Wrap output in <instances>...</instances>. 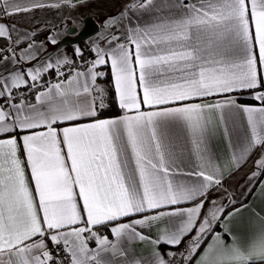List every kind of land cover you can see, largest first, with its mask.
I'll use <instances>...</instances> for the list:
<instances>
[{
  "label": "snow or ice",
  "instance_id": "snow-or-ice-1",
  "mask_svg": "<svg viewBox=\"0 0 264 264\" xmlns=\"http://www.w3.org/2000/svg\"><path fill=\"white\" fill-rule=\"evenodd\" d=\"M89 2L0 0V264H264V0Z\"/></svg>",
  "mask_w": 264,
  "mask_h": 264
},
{
  "label": "crops",
  "instance_id": "crops-1",
  "mask_svg": "<svg viewBox=\"0 0 264 264\" xmlns=\"http://www.w3.org/2000/svg\"><path fill=\"white\" fill-rule=\"evenodd\" d=\"M121 2H122V0H90V2L86 6L77 9L76 12L73 13V16H75L77 18L79 16H85V17L91 16L94 18L96 16H100L104 12L112 13L116 10V8L120 5ZM59 11H61V10L46 7L43 10H36L32 14V16H33V19H38L42 22L48 21L49 23L56 24V23H58V20H59V17L57 16V13ZM63 11L66 12L67 10L64 9ZM14 19H21V18L20 17H14ZM37 27H38V25H37ZM79 28H80V23H79L78 19H77L76 24H73L70 20V21H68V24H67V34H69V35L76 34L78 32ZM67 50L69 52H71V48H67ZM98 70H104L108 74L107 82L98 79V83L105 85L106 91H107V83L111 80L110 68L105 70L104 68L101 67V68H98ZM261 75L264 76V70H261ZM112 89L114 92L113 87H112ZM240 102L241 103H259V101H256L255 98L248 97L247 95L241 96ZM105 104H106V101H105ZM213 147L218 154L221 151L225 150V144L223 141H220L219 143L214 141ZM227 183H232V181H228ZM252 192L255 193L256 189H252ZM248 200L249 201L253 200V196L249 195ZM180 206H184V205L181 204ZM217 230H219L218 227H217ZM92 246H94V243ZM164 248H165V245H161V249L163 250ZM133 249H134V254L137 256H139L142 251H144V252L147 251V248L144 247L143 245L139 244V243L134 244Z\"/></svg>",
  "mask_w": 264,
  "mask_h": 264
},
{
  "label": "water",
  "instance_id": "water-1",
  "mask_svg": "<svg viewBox=\"0 0 264 264\" xmlns=\"http://www.w3.org/2000/svg\"><path fill=\"white\" fill-rule=\"evenodd\" d=\"M86 17L88 18V25L85 31L87 32V36H91L93 35V32L95 30H98V24L95 22L93 17L91 16H86ZM87 36H84V33L81 32L80 36H74V35L67 34L63 36L62 39L64 40L65 44H72L75 42H84V39H86Z\"/></svg>",
  "mask_w": 264,
  "mask_h": 264
},
{
  "label": "trees",
  "instance_id": "trees-1",
  "mask_svg": "<svg viewBox=\"0 0 264 264\" xmlns=\"http://www.w3.org/2000/svg\"><path fill=\"white\" fill-rule=\"evenodd\" d=\"M81 46H83L84 42H79ZM67 48H71V44H66ZM99 80L107 82L108 80V74L106 75L105 78H99ZM107 92L109 94V97L114 96V92L112 87L109 85V82L107 83ZM118 105L113 103L111 98L106 100V107L105 110L102 112V115H108V114H118Z\"/></svg>",
  "mask_w": 264,
  "mask_h": 264
},
{
  "label": "built area",
  "instance_id": "built-area-1",
  "mask_svg": "<svg viewBox=\"0 0 264 264\" xmlns=\"http://www.w3.org/2000/svg\"><path fill=\"white\" fill-rule=\"evenodd\" d=\"M58 26H59V24L58 23H56Z\"/></svg>",
  "mask_w": 264,
  "mask_h": 264
}]
</instances>
